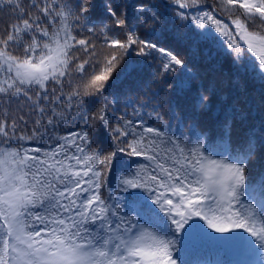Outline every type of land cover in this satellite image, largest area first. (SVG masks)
Listing matches in <instances>:
<instances>
[{
    "label": "snow or ice",
    "instance_id": "obj_1",
    "mask_svg": "<svg viewBox=\"0 0 264 264\" xmlns=\"http://www.w3.org/2000/svg\"><path fill=\"white\" fill-rule=\"evenodd\" d=\"M202 3L169 0L181 10ZM104 7L125 38L101 21L102 47L112 49L102 55L92 39L95 0H0V12L13 18L0 30V101L23 99L34 118L29 127L0 107V264H188L184 254L200 242L235 247L264 264V168L249 176L264 148V121L237 139L235 126L248 113L239 98L221 94L211 137L198 117L212 109L217 88L203 83L195 85L191 116L170 109L166 119L155 92L126 98L131 118L127 111L117 116L119 96L108 92L109 81L130 50L159 61L169 93L191 90L197 76L155 37V27L142 38L126 14ZM154 7L136 9L159 23ZM218 7L228 22L217 6L174 14L204 39L214 30L237 69L264 82V0H218ZM233 84L244 90L239 78ZM93 97L99 106L89 112L86 98ZM79 121L103 127L111 150L94 146Z\"/></svg>",
    "mask_w": 264,
    "mask_h": 264
},
{
    "label": "trees",
    "instance_id": "obj_2",
    "mask_svg": "<svg viewBox=\"0 0 264 264\" xmlns=\"http://www.w3.org/2000/svg\"><path fill=\"white\" fill-rule=\"evenodd\" d=\"M217 2L218 0H203L199 10L210 11L213 6H217ZM106 3H111L121 18H124V14H126L129 25L138 26L137 31L142 38L151 34L152 29L155 27L157 29L155 37L159 38L160 41H180L182 45L185 44V41L191 42L194 46V53L188 61V66H201L204 62H206V59L213 51L214 56H218L224 51H228L226 46L220 43L221 38L218 34L214 33V30V38L204 39L200 35L202 30L196 28L195 24L191 20L180 21L174 14L175 11H185L188 15H195L198 14V9L192 8L181 10L174 4L170 5L169 0H95L96 8L93 12V19L97 23V30L96 35L92 37L94 41L103 42V36L99 32V29L103 26V24H107L112 27L120 39L125 38L124 30L115 28L113 20L111 18H107L104 7ZM141 3L148 4L150 8L155 6L152 8V11H154L161 18V21L159 23H154L151 19L145 20L136 9V6ZM217 15L218 18L224 19L225 22H228L227 16L220 12L219 8H217ZM12 19L13 18L7 11L0 12V30L6 28L7 25L12 22ZM109 34L112 35L113 33ZM177 36L182 38L177 39ZM224 68L228 71L233 69L237 70L236 65L233 64V57L231 55L228 58V62L224 65ZM241 72L243 73L242 69ZM224 85L227 86V83H224ZM222 93L225 94V91H222ZM192 95L193 94H188L184 98L180 99V107L183 110H187L188 114H193L191 107ZM218 102L219 100H214L212 109L207 113L200 114L198 117L200 120H206L204 122V126L208 129L209 126L207 119H212L216 116V112L219 107Z\"/></svg>",
    "mask_w": 264,
    "mask_h": 264
},
{
    "label": "rangeland",
    "instance_id": "obj_3",
    "mask_svg": "<svg viewBox=\"0 0 264 264\" xmlns=\"http://www.w3.org/2000/svg\"><path fill=\"white\" fill-rule=\"evenodd\" d=\"M217 8H219V7H218V2H217Z\"/></svg>",
    "mask_w": 264,
    "mask_h": 264
}]
</instances>
